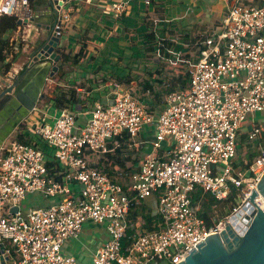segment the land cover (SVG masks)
Masks as SVG:
<instances>
[{
  "label": "built area",
  "instance_id": "built-area-1",
  "mask_svg": "<svg viewBox=\"0 0 264 264\" xmlns=\"http://www.w3.org/2000/svg\"><path fill=\"white\" fill-rule=\"evenodd\" d=\"M105 1L112 16L126 11L124 1ZM227 3L218 31L200 41L198 60L188 64L187 89L167 92L158 111L114 80L111 100L95 101L83 122L65 108L53 116L43 112L25 130L29 143L11 141L2 149L0 244L6 264H79L62 246L85 221L106 232L90 264H177L247 202L264 173V147L246 166L237 148L242 125L249 122L246 134L253 139L255 114L264 118V6ZM18 5L17 19L32 15L27 0H0V16H15ZM68 17L62 13L60 23ZM181 52L167 48L173 59L164 58L174 64ZM146 125L153 130L150 150L133 169L111 179L93 165L91 157L108 153L115 137L131 140ZM47 154L61 170L59 180L47 173ZM34 192L51 202L22 210L19 203ZM196 192L226 201L222 217L206 224ZM147 198L156 204L154 212L147 210L155 216L153 228L145 230L139 220L128 234L129 210ZM254 203L264 209L258 194Z\"/></svg>",
  "mask_w": 264,
  "mask_h": 264
},
{
  "label": "crops",
  "instance_id": "crops-1",
  "mask_svg": "<svg viewBox=\"0 0 264 264\" xmlns=\"http://www.w3.org/2000/svg\"><path fill=\"white\" fill-rule=\"evenodd\" d=\"M40 1L30 0L31 8L29 5L28 8L32 15ZM121 1L125 2L126 11L118 16L106 12L105 0H69L60 8L59 16L67 12L69 17L66 22L60 23L61 37L55 49L56 53L59 51L73 55L83 47L84 54L79 62L70 64L62 63L58 53L56 65L58 69L60 64L62 65L61 70L65 75L60 81L54 76L55 73L48 82L51 81L55 87L74 89L77 97L74 107L82 105V110L78 112L80 114H77L78 122H83L88 116L82 114L89 110L95 101L106 103L111 100L110 81H117V78L126 77L125 83L117 82L130 89L138 101L146 104L148 108H153V111H158L163 105L165 94L158 96L159 100L154 101L149 91L143 90V80H148L153 90L158 88L163 94L166 82L172 74L169 69L175 67L164 61L167 56L173 59L172 55L165 54L167 48H181L183 51L192 39L197 40L203 35L216 33L228 4L227 0H150L148 5H144L142 0ZM21 12L22 8L18 5L15 16L19 17ZM39 16L33 17V21H42L43 17ZM28 31L29 24L17 25L10 33V53H16L14 47L18 41L21 54L12 60L9 70L0 74V77L4 76L6 79L7 74L15 77L21 72L27 61L28 54L23 47ZM161 43L165 46L159 50ZM10 57L11 54L6 59ZM161 66H164L163 70H160ZM146 72L152 74L148 75ZM15 105L17 103L7 101L0 112V154L11 141H16L15 136L19 133L26 137L27 118L34 113L30 111L23 116L19 109L16 110ZM34 116L36 120L35 113ZM243 129L242 126L240 132ZM152 136V126L146 125L129 140L128 144L138 145L141 153L140 158L131 164L129 170L150 150L149 142ZM239 145L238 143L237 152ZM39 195L37 202L40 206L51 202V199L43 197L40 193ZM147 210L150 211L146 208ZM100 226L90 221L83 222L78 236L64 242L62 252L72 256L79 264L88 263L95 249L106 238L104 227Z\"/></svg>",
  "mask_w": 264,
  "mask_h": 264
},
{
  "label": "water",
  "instance_id": "water-1",
  "mask_svg": "<svg viewBox=\"0 0 264 264\" xmlns=\"http://www.w3.org/2000/svg\"><path fill=\"white\" fill-rule=\"evenodd\" d=\"M68 1L41 0L33 15L16 20L17 25L29 24L23 47L28 54L27 61L15 77H0V112L3 104L9 101L17 103L16 110L25 116L43 96L44 85L58 69L59 54L55 49L61 37L59 11ZM38 15L43 17L42 21H33ZM257 194L264 201V173L256 183V190H251L247 202L230 217L223 229L207 234L177 264H264V209L254 203ZM11 211H16V207ZM3 251L0 244V264H6L7 256Z\"/></svg>",
  "mask_w": 264,
  "mask_h": 264
},
{
  "label": "trees",
  "instance_id": "trees-1",
  "mask_svg": "<svg viewBox=\"0 0 264 264\" xmlns=\"http://www.w3.org/2000/svg\"><path fill=\"white\" fill-rule=\"evenodd\" d=\"M242 2H250L255 3L257 5H263L264 1H256V0H241ZM27 4L30 7V0H27ZM16 16L14 15H2L0 16V74H5L11 65L12 60L17 56L16 53H10V47L12 45H9L8 43V37L10 33H12L16 27ZM207 35H203L202 37L198 38L197 40L192 39V41H189L188 46L182 51V54H180V57L177 58V61L174 64L175 67L171 68H177L176 72H172L170 77L168 78L166 84L167 86L164 89L163 94L162 92H159V89L153 90V87L148 83V80H143L142 82V88L143 90H148L149 93L152 95L153 100L156 101L159 100L158 96H162L170 91H184L187 89V83H188V76H187V67L189 63L195 62L199 58V52L200 49L203 47V45L200 43V41L205 38ZM18 49H20V43L16 45ZM191 47L190 50H192L193 54L192 56L189 55L187 48ZM185 52V53H183ZM59 53V51H58ZM11 54V57L7 60V56ZM60 58L62 63L69 62L70 64H76L79 62L80 58L84 54L83 47L81 50L73 55H69L67 53L60 52ZM164 61H166L164 59ZM62 65L60 64L58 71L54 75L57 80H62L65 72L61 70ZM164 66L160 67V70H163ZM146 74L151 75L152 73L146 72ZM117 81H124L126 82V77L124 79L117 78ZM77 102L76 93L73 88L67 87V89H63L62 87L56 86L54 95L51 99V106L54 107L56 111L61 110L63 108L75 111L76 113L82 110L81 106L74 107V105ZM151 109V107L149 108ZM153 110V108L151 109ZM77 118V115H76ZM261 133L260 140L263 142L262 147H264V130ZM24 134L19 133L15 136L16 141H20L23 143H29L30 139L23 136ZM239 144H240V138H239ZM243 142L245 145V154L242 162L240 163L241 166H246L248 163L251 162L253 159V148L257 144V141H253V139L248 138L247 134L243 138ZM129 139L127 136L122 134L120 137H115L112 141V143L108 144V148H111V153H108L106 155V159L104 161H101V164L98 165V169L105 172L108 177L111 179L115 178L117 176V173L119 171H125L128 172L131 164L138 160L137 152H138V145H129ZM256 143V144H255ZM104 163V165H103ZM129 163V164H128ZM45 167L47 170V173L49 176H51L53 179H60V169L59 167L51 160L49 159V155L47 154V159L45 162ZM201 194L199 192H196V194L193 196L194 200L199 199L200 203V210H199V216L202 217L204 222L206 224L212 223V221L218 220V218L222 217L223 215V209L227 206L226 201H214L211 199L207 194ZM231 208V204L228 205V209ZM155 216L150 215L148 211H146V208L144 205H141L140 203L135 206V208L130 209L127 214V227L126 232L129 234L132 232L133 228L131 229L130 224L134 228H137L139 224V220L144 221L143 227L145 230L152 229L151 222L154 219Z\"/></svg>",
  "mask_w": 264,
  "mask_h": 264
},
{
  "label": "rangeland",
  "instance_id": "rangeland-1",
  "mask_svg": "<svg viewBox=\"0 0 264 264\" xmlns=\"http://www.w3.org/2000/svg\"><path fill=\"white\" fill-rule=\"evenodd\" d=\"M83 38V36H82ZM20 43V42H15V50L18 51L17 55H20L21 51L20 49L16 48L17 44ZM164 44L161 43V45L159 46V50H161L162 48H164ZM191 47H188L187 50H188V53L190 56H192L193 52L192 50H190ZM185 53V52H183ZM182 54V52H181ZM169 71H172V72H176L177 71V68H170ZM124 82V81H122ZM125 83V82H124ZM126 85V84H125ZM55 85L50 81V82H47L44 87H43V90L41 91L43 96L41 98L38 99V101L36 102V110L34 111L35 115L36 116H42V113L45 112L47 115L49 116H53L54 114L58 113L57 111L54 112V108L53 107H49L51 104V99H52V96L54 95V91H55ZM63 89H67L66 87H62ZM34 113L31 114L30 116H28L27 118V122H28V125H26L28 128L30 127V125L33 123L34 121ZM255 120L257 121L256 122V126H257V129H258V133H257V136L255 138H253V141H257V144L255 145V147L253 148V154H256L257 150L259 147H262L263 145V142L260 140V137H261V133H263L262 131L264 130V118L258 114H255ZM243 126V130L240 132L239 134V138H240V145H239V151H238V155L241 156V157H244V154H245V145H244V142H243V138L245 137L246 135V128L249 127V122L247 123H244ZM136 139V138H135ZM264 140V138H263ZM108 153H111V151H109ZM108 153H105L103 155H95V156H92L91 157V160L93 162V165L95 166H98V164L100 165L101 164V161H104L106 159V155ZM140 151H139V148H138V152H137V158L139 159L140 158ZM129 164V163H128ZM104 165V163H103ZM40 196L39 193L37 192H34L32 194H27L25 196V198L19 203L20 205V208L22 210H25L27 208H31V207H36V206H40V204L37 202V197ZM141 205H145V208L147 209H150L151 212H154L155 211V208H156V204H155V200L153 198H147V199H144L143 201H141L140 203ZM98 226V225H97ZM99 227H101L99 225ZM92 257V256H91ZM91 257L88 261V263H84V264H90L91 263Z\"/></svg>",
  "mask_w": 264,
  "mask_h": 264
},
{
  "label": "bare ground",
  "instance_id": "bare-ground-1",
  "mask_svg": "<svg viewBox=\"0 0 264 264\" xmlns=\"http://www.w3.org/2000/svg\"><path fill=\"white\" fill-rule=\"evenodd\" d=\"M21 22H22V20H21Z\"/></svg>",
  "mask_w": 264,
  "mask_h": 264
}]
</instances>
